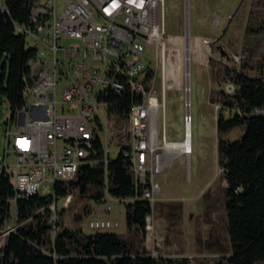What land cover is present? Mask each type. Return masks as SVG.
Here are the masks:
<instances>
[{"label":"built area","instance_id":"built-area-1","mask_svg":"<svg viewBox=\"0 0 264 264\" xmlns=\"http://www.w3.org/2000/svg\"><path fill=\"white\" fill-rule=\"evenodd\" d=\"M11 1L26 5L27 18L14 22L15 33L32 39L27 47L36 49L31 72L24 76L23 103L15 111L9 109L6 119L7 144L0 176L9 174L16 191L13 200L52 194L53 210L60 202L62 207L68 206L73 194L57 195L56 184L77 178L87 163L104 165L108 192L109 162L123 151L131 163L136 193L121 198L108 192L109 203L105 208L98 203L96 211H111L117 206L122 215L126 199L146 200L154 211L161 191L156 178L165 171L169 148L178 144L168 137L166 0H114L109 9H102L96 0H0L1 9L6 12ZM152 48L156 62L146 56ZM238 89L232 80L225 86L229 94ZM126 93L133 97L131 137L129 147H122L117 133L119 117L108 97ZM190 94L188 91L184 99L182 140L191 141L187 148H181L189 169L194 152ZM149 104H157V111H149ZM218 107L243 114L237 107ZM251 114L262 116L264 105L255 106ZM98 141L102 143L101 154ZM112 146L118 149L115 156ZM15 216L17 219V208ZM88 220L94 232L121 225L120 217ZM146 221L147 245H153V212ZM16 228H1L0 236Z\"/></svg>","mask_w":264,"mask_h":264},{"label":"rangeland","instance_id":"rangeland-1","mask_svg":"<svg viewBox=\"0 0 264 264\" xmlns=\"http://www.w3.org/2000/svg\"><path fill=\"white\" fill-rule=\"evenodd\" d=\"M165 14L169 35L168 137L183 141L184 99L191 91L194 152L190 169L185 155L170 152V156H177L165 163V171L156 178L161 191L153 211L152 237L155 243L147 245L146 232L140 228H128L126 205L131 199L123 202L122 215L117 206L111 211L104 210L110 201L107 190L102 201L92 198L91 192L83 196L75 191L72 201L65 207L78 205L88 208L90 212L83 223L84 234L94 232L88 224L90 217H120L121 225L112 231L119 233L133 251L146 249L163 259L161 264H227L232 248L226 211L227 181L224 168L219 163V141L221 138L240 139L245 125L218 135L219 114L227 117L233 114L218 107L223 104L221 90H225L230 80L221 72V66L229 63L226 55L230 54L237 57L235 60L240 67L245 64L251 75L264 73V68L261 69L264 62V0H166ZM187 24L191 36L188 78L185 54ZM193 41L199 43L197 51L193 48ZM32 43V39L26 40L27 46ZM146 56L156 62L154 48ZM9 109L8 100L3 98L0 101V162L5 157ZM112 147V155L115 156L118 149ZM11 160L12 157H9L8 161ZM98 203L104 207L100 212L96 211ZM61 207L62 202L50 218L54 225L51 231L53 239L57 235L55 224L59 220L58 208ZM15 214L16 204L11 200L10 215L3 228L22 224ZM5 240L6 236H0V249ZM256 264H264V261Z\"/></svg>","mask_w":264,"mask_h":264},{"label":"trees","instance_id":"trees-1","mask_svg":"<svg viewBox=\"0 0 264 264\" xmlns=\"http://www.w3.org/2000/svg\"><path fill=\"white\" fill-rule=\"evenodd\" d=\"M27 15L22 1H11L6 12L0 7V101L6 98L13 111L23 103L24 76L31 72L30 61L36 54L35 48L27 47L25 37L15 33L14 22H23ZM226 58L229 63L222 64L221 72L239 89L235 94L221 90L222 101L240 108L243 114L236 112L227 117L220 113L218 135L245 125L240 139L221 138L219 141V163L227 181L226 211L232 248L227 264H256L264 261V115L251 114V110L264 105V73L251 75L245 64L240 67L230 54ZM108 98L119 117V143L129 147L132 94H113ZM96 146L101 154L102 143L98 141ZM105 189V167L101 163L84 164L77 178L56 184L59 196L75 191L84 196L91 192L96 201L104 200ZM108 192L121 198L136 193L131 163L123 151L109 162ZM209 193L210 190L207 196ZM15 196L9 174L3 173L0 176V229L10 215L11 200ZM53 202L52 194H34L16 200L17 220L22 224L7 234L0 249V264H161L163 259L146 249L133 251L115 231L84 234L83 223L90 212L87 207L58 208L57 235L53 239L54 225L50 219L55 213L50 207ZM152 212L146 200L129 202L126 205L128 228L136 227L146 232L147 215Z\"/></svg>","mask_w":264,"mask_h":264},{"label":"bare ground","instance_id":"bare-ground-1","mask_svg":"<svg viewBox=\"0 0 264 264\" xmlns=\"http://www.w3.org/2000/svg\"><path fill=\"white\" fill-rule=\"evenodd\" d=\"M96 4L101 5L102 9H109V7H114V0H96ZM6 10H8V8H6ZM188 17H189V9L187 8V18ZM188 76H189V73L187 75V78ZM149 111H157V104H149ZM190 141L191 140L188 139V140H183L181 142H178V144H172L171 148H169V153L170 152L181 153V148H187V144L190 143Z\"/></svg>","mask_w":264,"mask_h":264},{"label":"water","instance_id":"water-1","mask_svg":"<svg viewBox=\"0 0 264 264\" xmlns=\"http://www.w3.org/2000/svg\"><path fill=\"white\" fill-rule=\"evenodd\" d=\"M190 29L189 25L187 24L186 26V34H185V54H186V59H187V67L186 71L189 72V59H190V42H191V36H190ZM224 53H226L225 50H223Z\"/></svg>","mask_w":264,"mask_h":264},{"label":"crops","instance_id":"crops-1","mask_svg":"<svg viewBox=\"0 0 264 264\" xmlns=\"http://www.w3.org/2000/svg\"><path fill=\"white\" fill-rule=\"evenodd\" d=\"M198 45H199V43H197V42H195V41H193V48H195V51H197V47H198ZM196 46V47H195ZM179 153H177V155H178ZM176 154H174V155H172V156H170V158L168 159V160H171L174 156H177Z\"/></svg>","mask_w":264,"mask_h":264}]
</instances>
